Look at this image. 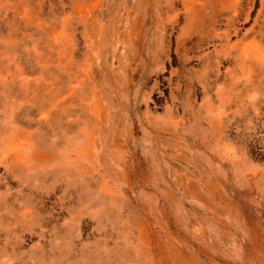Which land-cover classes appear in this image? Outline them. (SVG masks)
<instances>
[{
	"label": "rangeland",
	"instance_id": "374dc122",
	"mask_svg": "<svg viewBox=\"0 0 264 264\" xmlns=\"http://www.w3.org/2000/svg\"><path fill=\"white\" fill-rule=\"evenodd\" d=\"M176 255L264 264V0H0V264Z\"/></svg>",
	"mask_w": 264,
	"mask_h": 264
},
{
	"label": "bare ground",
	"instance_id": "6f19581e",
	"mask_svg": "<svg viewBox=\"0 0 264 264\" xmlns=\"http://www.w3.org/2000/svg\"><path fill=\"white\" fill-rule=\"evenodd\" d=\"M92 141V140H91ZM18 157L21 158V154L18 153ZM196 187V186H195ZM198 190V188H197ZM201 191V190H200ZM202 193V192H201ZM205 194V193H204ZM173 261H176L177 263L179 264H188L189 262L183 257V256H174V260Z\"/></svg>",
	"mask_w": 264,
	"mask_h": 264
}]
</instances>
